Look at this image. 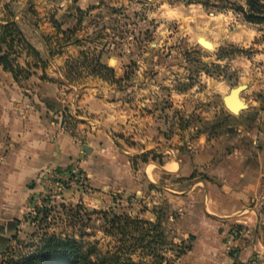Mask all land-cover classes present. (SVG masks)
Returning a JSON list of instances; mask_svg holds the SVG:
<instances>
[{"label": "rangeland", "instance_id": "obj_1", "mask_svg": "<svg viewBox=\"0 0 264 264\" xmlns=\"http://www.w3.org/2000/svg\"><path fill=\"white\" fill-rule=\"evenodd\" d=\"M37 1L0 0V22L14 21L46 61L42 65L22 51L16 61L24 67L28 63L30 74L17 81L4 78L0 66V105L9 98L44 100L56 155L29 185L20 186L5 181L13 171L4 168L6 152L0 150V260L36 252L54 236L75 240L92 259L115 255L135 264L264 262V222L255 233L235 224L222 238H209L195 230L201 224L186 215L189 207L172 192L210 179L208 172L186 169L189 156L202 145L223 165L227 152H261L264 186V25L243 20L238 8L246 9L247 0H100L83 10L75 0H51L49 9ZM31 26L48 58L60 54L67 42L78 49L59 67L63 78L49 69ZM198 35L210 39L213 48L201 46ZM109 52L122 59L117 69L104 64L113 69L114 80L86 67L89 58ZM38 79L60 91L45 99L48 90L38 88ZM239 84L246 85L240 100L247 108L234 114L222 97ZM94 97L114 106L91 111L82 101ZM117 112L127 123L119 121L116 127L110 117L107 126H115L94 138L102 114ZM107 137L118 145L115 151ZM62 153L67 159L61 163ZM173 159L180 171L146 180L143 164L151 172ZM260 202L264 209V192ZM121 215L156 226L141 241L137 232L123 233L111 224ZM245 234L260 251L240 259L236 242Z\"/></svg>", "mask_w": 264, "mask_h": 264}, {"label": "crops", "instance_id": "obj_2", "mask_svg": "<svg viewBox=\"0 0 264 264\" xmlns=\"http://www.w3.org/2000/svg\"><path fill=\"white\" fill-rule=\"evenodd\" d=\"M65 1L67 2V0ZM37 2L38 4L42 3L47 9L53 4L51 0H38ZM99 2L100 0H75V6L83 10ZM32 30L39 38V44L43 50L44 59L48 61L49 69H55L56 71L53 73L56 77L63 78L59 67L64 64L66 58L75 56L78 49L70 42H67L62 45L60 54L48 58V51L41 40L40 34L34 27H32ZM110 54V52L107 55L102 53L99 60L101 63L117 69L122 59ZM1 73L4 78L9 80L12 77L7 71H2ZM38 80V88L48 90L43 95L41 94L45 99L53 95V90L55 92L60 91L58 87L53 88L51 82L45 79ZM88 95L90 96V93ZM92 99L86 98L82 101H87L89 106L86 107L91 109V111L111 110L114 106L112 103H103L95 97ZM9 100L10 98L0 105V150L2 149L4 153L6 152L3 161L4 168H11L13 171L11 174H6L4 179L7 183L13 181L20 184V186L29 185L39 168L52 165L53 156L56 155V152L49 136L53 135V127L50 123L48 124L44 117L47 110L44 100L35 101L30 99L23 102H11ZM78 105V102H75V106ZM102 117L103 119L98 124L94 138L105 135V131L108 129L110 132V129L115 124L118 127L117 122L119 121L127 123L122 122V115L118 112L115 115L112 113H108V115L102 114ZM110 117H114L116 120L114 126H107ZM109 123L113 122L110 121ZM59 139L66 138L59 135ZM107 140L109 149L115 151L118 145L110 137H107ZM226 154L227 162L223 165L222 162L215 160V152H209L207 145L197 147L196 151L189 156L186 169L189 172L193 169L208 172L210 179L207 181L195 180L184 191H172L174 199H178L182 204H186L185 206L189 207L190 214H186L191 216L192 219L189 218V220L191 219L194 223L201 224L202 227H196L197 229L195 230L209 238L215 239L222 238L232 225L242 224L247 229V232L253 231L255 233V231L261 230V224L264 222V209L260 206V197L262 192H264L261 158L263 154L259 151L245 153L238 150L230 151ZM59 159L62 163L67 158L62 153ZM59 159H56V161H59ZM128 166L126 164L124 167L125 175L129 172ZM114 169L117 173V168ZM141 170L145 172V178L149 182V176L151 179L158 180L164 171L171 173L180 171V164L173 159L172 162L168 160L158 170L152 168L151 172H148L147 164H143ZM182 213L184 214V212ZM202 230L205 232H202ZM236 243L239 246L238 256L240 259L252 252L260 251L257 247L259 245L249 242L246 234ZM212 248L215 249L214 247ZM262 250H264V247H262ZM262 258H264V254ZM260 263L264 264V262L258 260L253 262V264Z\"/></svg>", "mask_w": 264, "mask_h": 264}, {"label": "trees", "instance_id": "obj_3", "mask_svg": "<svg viewBox=\"0 0 264 264\" xmlns=\"http://www.w3.org/2000/svg\"><path fill=\"white\" fill-rule=\"evenodd\" d=\"M238 11L244 21L251 24L264 25V0H247L246 9L241 7ZM24 51L26 55H32L42 65L46 64L41 60L39 53L24 38L16 23L12 20L0 22V66L9 72L14 81L26 78L30 72L27 64L21 66L17 57ZM50 56V55H49ZM84 57V55H82ZM85 58V57H84ZM90 62V72L106 80H114L112 68L100 62L98 57L88 59ZM84 62V61H82ZM74 66L77 65L76 61ZM73 65V64H72ZM45 78V77H44ZM112 225L119 227L123 233L130 235L137 232L141 241L149 236V230L156 226L150 221H142L130 218L126 215L114 216L111 220ZM147 227V228H143ZM132 237V236H131ZM135 239V238H134ZM155 256V255H154ZM157 256V255H156ZM0 264H135L132 260L121 261L117 256L102 257L92 259L83 252L75 240L61 239L49 236L43 242V246L36 252L20 255L17 258L7 257L0 260Z\"/></svg>", "mask_w": 264, "mask_h": 264}, {"label": "water", "instance_id": "obj_4", "mask_svg": "<svg viewBox=\"0 0 264 264\" xmlns=\"http://www.w3.org/2000/svg\"><path fill=\"white\" fill-rule=\"evenodd\" d=\"M245 89H246L245 84H239L236 87L231 88L229 92L222 97V102L226 110L236 114L247 108L246 103L240 100V93ZM10 227L11 224L8 222L6 224V228H10ZM0 229H2V226H0Z\"/></svg>", "mask_w": 264, "mask_h": 264}, {"label": "bare ground", "instance_id": "obj_5", "mask_svg": "<svg viewBox=\"0 0 264 264\" xmlns=\"http://www.w3.org/2000/svg\"><path fill=\"white\" fill-rule=\"evenodd\" d=\"M197 41L199 44H201L202 46L206 47V48H213L214 44L213 42L208 39L207 37H205V35H198L197 36Z\"/></svg>", "mask_w": 264, "mask_h": 264}]
</instances>
